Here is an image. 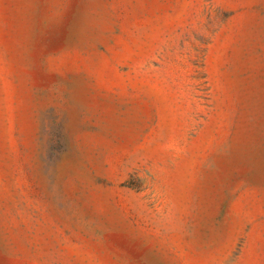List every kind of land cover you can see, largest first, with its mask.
I'll list each match as a JSON object with an SVG mask.
<instances>
[{"label":"rangeland","instance_id":"1","mask_svg":"<svg viewBox=\"0 0 264 264\" xmlns=\"http://www.w3.org/2000/svg\"><path fill=\"white\" fill-rule=\"evenodd\" d=\"M0 264H264V0H0Z\"/></svg>","mask_w":264,"mask_h":264}]
</instances>
